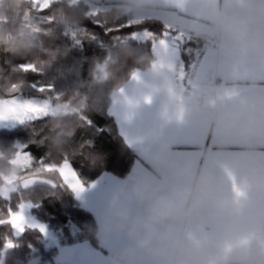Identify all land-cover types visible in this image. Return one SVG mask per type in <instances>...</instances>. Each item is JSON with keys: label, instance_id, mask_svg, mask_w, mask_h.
<instances>
[{"label": "clouds", "instance_id": "1", "mask_svg": "<svg viewBox=\"0 0 264 264\" xmlns=\"http://www.w3.org/2000/svg\"><path fill=\"white\" fill-rule=\"evenodd\" d=\"M190 6L201 24L214 30L210 34L199 25L189 26L187 31L194 39L204 48L213 49L217 35L226 37L229 43L218 49L219 55L230 61L254 57L255 72L264 76V0H233L231 4L200 0ZM27 7L28 0H7L9 9L22 11ZM159 11L156 0H114L106 19L114 24L131 15ZM52 15L55 26L75 27L86 19L84 5L71 6L70 0L56 4ZM53 32L52 28L45 35L20 24L9 34L8 26L0 24V52L31 58L46 69L57 53L42 51L40 45ZM41 53L49 59L41 61ZM106 56V61L95 62V67L99 64L107 73L106 81L93 78L94 67L89 81L65 92L63 99L70 101L67 114L61 108L50 118L49 147L53 152H65L69 139L82 126L80 112L97 111L106 103L105 86L109 82H114L111 91L122 86L120 73L127 59L140 69L146 91H151L153 99L158 98L161 107L179 114L177 125L199 126L208 137L240 147L229 156L223 146H218L210 160L203 149L197 151L196 158L189 159L176 152L170 141L155 145L148 154L150 168L139 172L133 169L100 208L95 227L89 228V233L105 244L123 236L107 264H264V248L260 247L264 243V224L253 222V216H264V151L255 147V142L264 140V92H257L246 102L215 100L214 93L199 88L181 93L164 85L167 74L151 68L154 58L146 52L127 45L117 46ZM198 75L203 78V73ZM17 82L0 69V94ZM212 87L218 90L220 83ZM142 90L137 89L136 95ZM83 96L87 101L81 107ZM10 158L0 159V188L9 190L3 178L13 172L19 175V170L8 163ZM89 159L101 162L100 157ZM215 162L227 165L243 195L235 196L227 176ZM200 225H210L212 230L196 231Z\"/></svg>", "mask_w": 264, "mask_h": 264}, {"label": "snow or ice", "instance_id": "2", "mask_svg": "<svg viewBox=\"0 0 264 264\" xmlns=\"http://www.w3.org/2000/svg\"><path fill=\"white\" fill-rule=\"evenodd\" d=\"M114 0H95L94 3H86V0H70L71 6L79 7L84 5L86 19L90 20L97 28L102 29L104 34L116 33L113 36V46H127L136 43L138 46L150 49L154 58L151 68L156 71L165 72L164 85L171 90L177 88L181 93L189 90L202 89L214 93V99L224 102L239 100L248 101L257 92H264V76L255 72V58L246 57L241 61H230L219 55L218 49L228 45V40L222 35L216 36V44L213 49H203L202 58L198 56V63L192 65L191 72L186 71L180 61L179 54L186 43L193 40L192 35L187 31L189 26L199 25L208 33L214 34L211 26L201 24V18L196 15L190 6L199 3L200 0H156L160 11L156 14L131 15L123 21L110 24L106 16L111 10ZM233 0H225L226 4H231ZM62 0H28L25 21L29 28L37 33L50 34L52 28L45 25H54L55 17L52 9ZM43 14V15H41ZM169 20L172 22L170 23ZM158 26V27H154ZM66 36L71 37L74 45H82L84 40H96L95 33L83 28L80 24L75 27L64 25ZM128 29L130 31L125 32ZM103 46V45H101ZM41 50H47L44 44L40 45ZM59 50H56V53ZM108 59L105 56L104 60ZM13 73L18 82L10 86V90L0 94V124L13 122L21 125L31 126L37 121H42L53 117L63 108L65 114L70 107V101L64 100V91H58L52 82L44 80L28 81L26 76L31 73L43 76L45 67L36 61H27L15 65ZM94 79L106 81L107 73L103 71L99 64L95 67ZM203 73V78L198 74ZM197 78L194 80L193 75ZM130 79L143 84L142 74L139 69L130 72ZM220 80L219 89L212 85L216 80ZM124 87H119L110 93L111 106L110 113L121 119L122 123L130 122L136 110L143 104H152L153 96L151 91H141L139 95L129 98L124 95ZM76 95H80L79 92ZM87 97H81V107L86 103ZM123 111H121V107ZM75 111V110H74ZM179 114L170 111L166 107H159L154 114L147 118L146 130L138 131L132 135L125 134L127 143L137 147L141 154L148 159V154L154 145L164 142L165 129L176 122ZM79 120L83 126L91 127L92 121L86 113L80 112ZM31 136H39V132L33 130ZM212 143H217L213 137ZM206 136H199L187 141L190 148L205 143ZM227 145H235L231 141H219ZM264 144V140L260 141ZM41 139H30L25 144H15L14 157L9 161L14 169L19 170V175L15 172L11 176L4 177L3 181L9 188H0V228H5L0 234V239L4 241V249H12L17 245L12 237L20 236L29 230H36L46 234V226L35 221H30L26 213L32 207L31 199H25V192L38 184L48 185L52 188H64L70 190L77 198L86 191L84 183L74 168L66 152L59 153V162L52 159L50 153H45L39 158L35 157L28 150L29 144L42 145ZM88 145L91 141L86 142ZM181 155V154H180ZM229 155H232L230 153ZM227 176L233 193L239 198L243 193L237 185L235 176L222 162H215ZM34 165H36L34 167ZM136 171H143L144 168L137 165ZM45 174H58L60 183L48 178ZM90 185L89 187H94ZM13 196L16 202L13 205ZM253 222L257 225L264 224V216H253ZM212 230L210 225H200L196 231ZM123 242V236L114 237L113 244L118 247ZM264 248V243L260 245ZM2 264V262H0Z\"/></svg>", "mask_w": 264, "mask_h": 264}, {"label": "trees", "instance_id": "3", "mask_svg": "<svg viewBox=\"0 0 264 264\" xmlns=\"http://www.w3.org/2000/svg\"><path fill=\"white\" fill-rule=\"evenodd\" d=\"M27 8L15 10L7 8V0H0V24L8 26L9 34L15 26L24 24ZM43 15V14H41ZM80 25L96 34V40H84L82 45H74L71 37L64 34V25H45L46 28H53V36L45 38L43 44L46 49L57 52V57L44 72L43 76L29 73L26 76L28 81L44 80L54 83L58 91H69L78 83H84L91 79V73L97 60H103L107 52L114 50L113 36L116 33L104 34L102 29L97 28L90 20L84 19ZM158 27V26H154ZM130 31L128 29L125 32ZM103 45V46H101ZM130 46L151 55L150 49L130 43ZM183 48V56L187 63L191 54H186ZM41 61L48 60L46 53H41ZM12 65H19L27 61H34L31 58L10 57L0 52V69L4 75L16 79ZM139 69L134 66L131 59L123 62L120 76L123 77L122 87L130 80V72ZM140 70V69H139ZM114 82L105 86L107 95L106 103L97 111L87 113L92 121V126H79L75 134L69 139L65 152L69 156L74 168L78 171L84 186L89 187L100 175L105 172L112 173L120 178H127L132 171L134 164L139 161L136 152L126 143L119 132L116 120L109 109L111 106L110 93ZM65 101L67 99H64ZM33 130L39 132V136L32 137ZM50 118L37 121L31 126L19 125L12 129L0 130V159L14 157V145L28 143L30 139L43 138L42 145L29 144L28 150L37 158L45 153H50L52 159L59 162V153L53 152L49 145L51 143ZM91 141L88 145L86 142ZM89 157H100L101 162ZM10 164V163H9ZM11 165V164H10ZM12 166V165H11ZM36 165H34L35 167ZM56 183H60L58 174H45ZM25 199H31L36 206L31 212L38 220L47 225L59 238L60 246H69L80 242L89 241L96 248L101 249L98 237L89 233V228H94L96 220L80 203L78 198L70 190L64 188H52L48 185L38 184L25 192ZM16 197L13 196V205ZM0 205L3 201L0 200ZM6 229L0 228V234ZM16 247L4 249V241L0 239V262L2 264H60L56 261L58 247L48 248L45 235L36 230L26 231L19 237H12Z\"/></svg>", "mask_w": 264, "mask_h": 264}, {"label": "crops", "instance_id": "4", "mask_svg": "<svg viewBox=\"0 0 264 264\" xmlns=\"http://www.w3.org/2000/svg\"><path fill=\"white\" fill-rule=\"evenodd\" d=\"M201 43V41L193 38V40L189 42V46L186 48V54L192 55L194 50L197 49ZM187 44L188 43H186L183 48H185ZM183 48L179 54L180 60L185 59V57L183 56ZM216 82L220 83V80L217 79ZM123 87L125 89L124 95L128 96L129 98H133L134 96H136L137 89H143L146 91V81L143 80V84H140L137 81H133L130 79ZM123 107L124 106L121 107V111H123ZM159 107L160 104L158 98H154L152 104L141 103L136 110V115H134L132 120L127 123H122L121 119L118 118L117 115L112 114L116 120L119 132L124 140L126 141L125 134L132 135L138 131H145L147 118L151 114H154ZM199 136H206V142L203 144H199L198 146L193 148L187 146V141ZM164 138L172 143L173 148L176 152L181 154L184 158L189 159L196 158V153L200 149H203L207 153V156L210 160L213 157V154L218 146H223L227 150V155H229L230 153L234 154L240 150V147L238 145H227L224 143H220L219 141L213 144L212 139L208 137L199 126L194 125L180 126L173 122L165 129ZM130 147L136 152L139 157V161L134 164L133 169H135L137 165H140L145 169H149L150 164L148 162V159H146L141 154L137 147ZM255 147L260 151H264V144H262L260 141L255 142ZM125 179L126 178H120L112 173L105 172L91 184L95 185L94 187H85L86 191L81 194V197L78 198V200L96 220L97 214L100 211L102 205L110 198L114 190L118 188ZM39 223L43 224L41 222ZM45 226L46 229L52 231L47 225ZM52 233L53 243L51 247H58V255L56 257V261L60 264H107V258L110 255L111 251L115 248L113 239L105 244L99 237L98 241L101 249L96 248L89 241L80 242L69 246H60L57 234L53 231Z\"/></svg>", "mask_w": 264, "mask_h": 264}, {"label": "rangeland", "instance_id": "5", "mask_svg": "<svg viewBox=\"0 0 264 264\" xmlns=\"http://www.w3.org/2000/svg\"><path fill=\"white\" fill-rule=\"evenodd\" d=\"M19 125H21V124H17V123H13V122L0 124V130L1 129H12V128H15ZM31 209L28 210V212L26 213L27 217L29 218L30 221H35V222L39 223L40 221L38 220V218L35 215L32 214ZM46 230H47L46 234H44L46 237V242H47L46 244H47V247H51L52 243H53V237H52L53 233L49 229H46ZM16 237H19V236H16Z\"/></svg>", "mask_w": 264, "mask_h": 264}, {"label": "built area", "instance_id": "6", "mask_svg": "<svg viewBox=\"0 0 264 264\" xmlns=\"http://www.w3.org/2000/svg\"><path fill=\"white\" fill-rule=\"evenodd\" d=\"M203 49H204V46L201 43L200 46L197 49L194 50L193 54L191 55V57H190V59H189V61L187 63L185 62V60H180L183 63L186 71L191 72L192 65L198 63V56L202 58Z\"/></svg>", "mask_w": 264, "mask_h": 264}, {"label": "water", "instance_id": "7", "mask_svg": "<svg viewBox=\"0 0 264 264\" xmlns=\"http://www.w3.org/2000/svg\"><path fill=\"white\" fill-rule=\"evenodd\" d=\"M184 46H185V45H184ZM184 46H183V47H184Z\"/></svg>", "mask_w": 264, "mask_h": 264}]
</instances>
